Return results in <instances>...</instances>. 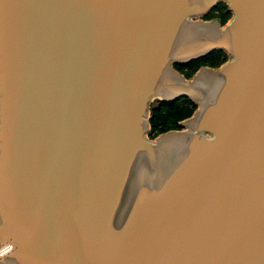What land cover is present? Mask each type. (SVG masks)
I'll return each mask as SVG.
<instances>
[{
  "label": "water",
  "instance_id": "1",
  "mask_svg": "<svg viewBox=\"0 0 264 264\" xmlns=\"http://www.w3.org/2000/svg\"><path fill=\"white\" fill-rule=\"evenodd\" d=\"M0 264H264V0H0Z\"/></svg>",
  "mask_w": 264,
  "mask_h": 264
},
{
  "label": "trees",
  "instance_id": "2",
  "mask_svg": "<svg viewBox=\"0 0 264 264\" xmlns=\"http://www.w3.org/2000/svg\"><path fill=\"white\" fill-rule=\"evenodd\" d=\"M230 14L225 11V5L218 3L211 11L207 12L204 19H217L220 24H223ZM202 18V19H203ZM226 59L225 53L219 50H213L209 53L192 59L184 64H174L173 68L182 74L185 78L199 67H216ZM152 102L154 104H152ZM148 107V135L150 138L155 135L170 129H179L178 121L188 117L194 109V104L184 97H180L173 101H157L153 100Z\"/></svg>",
  "mask_w": 264,
  "mask_h": 264
},
{
  "label": "rangeland",
  "instance_id": "3",
  "mask_svg": "<svg viewBox=\"0 0 264 264\" xmlns=\"http://www.w3.org/2000/svg\"><path fill=\"white\" fill-rule=\"evenodd\" d=\"M229 18V17H228ZM204 19V18H203ZM212 19H214V18H212ZM227 21V20H226ZM222 25V24H221ZM152 104H154L153 102H152ZM181 129H183V127L181 128ZM147 136L149 137V135L147 134Z\"/></svg>",
  "mask_w": 264,
  "mask_h": 264
},
{
  "label": "bare ground",
  "instance_id": "4",
  "mask_svg": "<svg viewBox=\"0 0 264 264\" xmlns=\"http://www.w3.org/2000/svg\"><path fill=\"white\" fill-rule=\"evenodd\" d=\"M199 74H200V72H199ZM157 97H158V98H161L160 95H158V94H157Z\"/></svg>",
  "mask_w": 264,
  "mask_h": 264
}]
</instances>
